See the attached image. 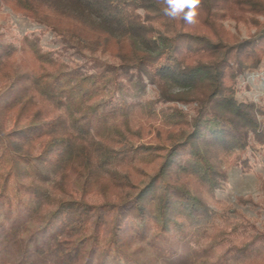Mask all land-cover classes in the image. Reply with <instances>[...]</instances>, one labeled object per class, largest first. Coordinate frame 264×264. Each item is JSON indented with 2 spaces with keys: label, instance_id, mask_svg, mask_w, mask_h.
Masks as SVG:
<instances>
[{
  "label": "trees",
  "instance_id": "16d2710c",
  "mask_svg": "<svg viewBox=\"0 0 264 264\" xmlns=\"http://www.w3.org/2000/svg\"><path fill=\"white\" fill-rule=\"evenodd\" d=\"M4 5L53 45L33 33L0 39V213L14 205L38 224L36 256L76 264L102 245L128 262V244L165 237L214 264H264V228L215 198L228 169L250 172L264 149L262 106L237 96L239 77L264 65V0H200L191 24L165 15L163 0ZM226 22L255 33L237 40ZM70 173L83 186L102 181L113 200L73 198ZM108 217L114 234L103 239Z\"/></svg>",
  "mask_w": 264,
  "mask_h": 264
},
{
  "label": "rangeland",
  "instance_id": "374dc122",
  "mask_svg": "<svg viewBox=\"0 0 264 264\" xmlns=\"http://www.w3.org/2000/svg\"><path fill=\"white\" fill-rule=\"evenodd\" d=\"M227 30L235 36L237 40L246 39L255 33V28L248 27L242 24L235 25L233 22L225 23ZM41 27L20 15L18 12L12 11L8 6L0 8V39L6 42L19 40L22 36L31 33L39 35ZM51 33L45 32L39 35L40 44L43 47L53 46L49 41ZM7 80L0 78V92L6 87ZM8 85V84H7ZM2 96V95H1ZM237 96L243 100H253L260 103L264 111V65L256 71L245 73L239 77L237 83ZM3 99V97H1ZM185 108L184 106L182 107ZM264 120V117H263ZM9 126V125H8ZM252 170L244 173L237 166H232L227 171V182L221 190L215 192V198L221 200L228 206L241 210L249 221L259 228H264V212L259 207L264 208V190L262 189V182L264 181V149L259 150L250 159ZM153 163H157L155 160ZM141 165V164H140ZM143 167V174H151V167ZM153 166V165H152ZM147 177V176H146ZM146 177L134 174L135 181L144 182ZM69 180L66 183L67 192L73 198L83 200L92 205H99L107 200H113L114 196L110 195L108 188L102 181L97 185L95 183L89 186H83L82 180L76 173H70ZM103 192L105 194H103ZM108 194V196H107ZM238 199L251 200V203L240 205ZM12 205V210L0 213V264H14L23 259L33 258L38 264H61L62 259L52 256L50 253L44 254L40 258L36 256L33 248L34 234H30L38 224L30 223L25 213L20 209H15ZM4 218V220H2ZM2 220V221H1ZM110 217L107 218V224L100 228V236L108 239L114 234V227ZM27 226L26 232H21L24 226ZM16 228L14 229L12 227ZM7 230L14 233L13 238L3 240ZM34 233V232H33ZM30 234V235H29ZM4 235V236H3ZM29 237V239H28ZM151 237V235L149 236ZM16 238L17 240H14ZM28 239V241H27ZM6 241L7 243H4ZM149 242V243H148ZM96 246V245H95ZM94 246V247H95ZM95 252L87 255L85 261H79L76 264H214V258L208 254L203 248L188 246L186 243H177L168 241L165 237L156 240L154 238H147L146 242H131L125 249L129 253V261L114 260L111 256L102 253L104 248L102 245L96 246ZM24 248V249H23ZM26 250V254H23ZM111 252V250H110ZM169 253H173L171 256ZM24 256V257H23Z\"/></svg>",
  "mask_w": 264,
  "mask_h": 264
},
{
  "label": "clouds",
  "instance_id": "9594fccd",
  "mask_svg": "<svg viewBox=\"0 0 264 264\" xmlns=\"http://www.w3.org/2000/svg\"><path fill=\"white\" fill-rule=\"evenodd\" d=\"M165 15L170 18H183L186 23H195L200 0H163Z\"/></svg>",
  "mask_w": 264,
  "mask_h": 264
}]
</instances>
